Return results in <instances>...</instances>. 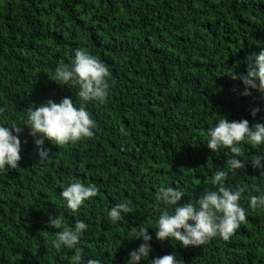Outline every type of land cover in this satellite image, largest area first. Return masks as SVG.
<instances>
[{"label": "trees", "instance_id": "obj_1", "mask_svg": "<svg viewBox=\"0 0 264 264\" xmlns=\"http://www.w3.org/2000/svg\"><path fill=\"white\" fill-rule=\"evenodd\" d=\"M98 57L111 73L107 102L84 105L96 123L91 139L58 147L46 138L40 160L27 125L29 109L71 97L81 107L79 85L51 80L57 66L71 69L76 49ZM264 48V0H0V126L22 131L16 169L0 170V264H73L72 249H54L58 229L49 216L80 237L82 264H127L143 242L127 236L148 228L151 251L137 264L174 254L177 264H264V209L250 196L264 195V144H242L244 167L229 171V149L214 153L207 133L226 116L264 124V94L226 73L246 74ZM258 108L255 115L252 110ZM264 165V159L261 160ZM218 170L225 185L243 188L247 220L225 242L202 246L155 237L161 187L182 190L177 202L197 205ZM96 185L98 195L73 213L61 192L70 183ZM131 200L133 212L112 223L108 211ZM168 207L170 213L173 206ZM189 223H194L189 221Z\"/></svg>", "mask_w": 264, "mask_h": 264}, {"label": "clouds", "instance_id": "obj_2", "mask_svg": "<svg viewBox=\"0 0 264 264\" xmlns=\"http://www.w3.org/2000/svg\"><path fill=\"white\" fill-rule=\"evenodd\" d=\"M247 57L249 60L246 74H237L233 70L226 73L231 79H239L245 85L242 95H251L249 89H255L264 94V48L258 54ZM111 73L105 64L86 49H76L71 69L66 65L57 66L51 80L58 85H79L78 97L81 107L74 106L71 97H65L60 103L48 100L34 110L29 109L27 125L31 128V134L40 138L35 139L37 153L40 160L49 157V150L44 148L46 138L58 147L69 143L75 144L83 139H91L94 136L93 129L96 128L95 121L91 118L84 105L95 101L99 104L107 102L108 90L110 88ZM3 111V109H0ZM258 108L252 110L255 115ZM13 123L10 127L0 126V170L16 169L21 160V140L18 135L22 129ZM207 147L214 153L222 149H229L230 158L226 164L229 171L235 172L242 169L244 165V151L242 144L253 147L264 144V124L256 123L249 126L247 119L229 121L226 116L218 121L215 127L210 128L207 133ZM264 157L255 155L251 157L253 168H262L261 160ZM228 172L218 170L211 180L214 190H206L197 205L183 203L178 206L185 193L173 187H161L155 200V210L160 212L155 237L159 241L175 240L182 246H202L213 238L219 236L225 242L229 241L235 232L247 220L246 211L241 207L240 200L244 193L243 188L233 191L225 185ZM98 195V188L94 184L85 186L80 181H74L65 187L61 196L66 201L67 207L77 213L86 200ZM161 202L165 206H173L170 213L168 207L160 209ZM249 206L253 209H264V195L250 196ZM133 212L131 200H125L116 204L108 211V217L112 223L123 220L122 213ZM192 221L194 223H189ZM48 225L58 229L51 245L57 251L62 248L72 249L73 264H82V251L77 247L80 237L87 230L88 225L79 221L73 227L65 225L60 216H49ZM148 228L140 227L138 231L130 233L129 241L142 239L139 247L130 253L127 264H137L142 258H147L152 237L148 234ZM87 264H101L97 259H88ZM152 264H177L174 254H166L154 258Z\"/></svg>", "mask_w": 264, "mask_h": 264}]
</instances>
